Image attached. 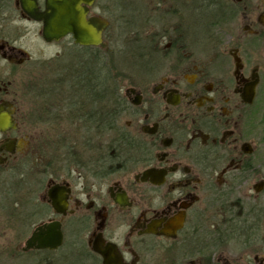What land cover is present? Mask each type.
<instances>
[{
    "label": "flooded vegetation",
    "instance_id": "flooded-vegetation-1",
    "mask_svg": "<svg viewBox=\"0 0 264 264\" xmlns=\"http://www.w3.org/2000/svg\"><path fill=\"white\" fill-rule=\"evenodd\" d=\"M121 1L87 6V20L107 23L93 46L45 41L21 0H0V264H40L49 250L23 248L51 222L63 235L51 254L72 227L98 264L92 248L108 244L124 264H264V179L244 192L264 117V0H233L219 24L202 22L197 0H130L168 9H132L131 33L145 20L160 29L145 31L132 77L111 78L118 108L104 132L103 61L120 41ZM237 8L243 33L230 30ZM10 18L38 26L49 60L8 40Z\"/></svg>",
    "mask_w": 264,
    "mask_h": 264
},
{
    "label": "rangeland",
    "instance_id": "rangeland-1",
    "mask_svg": "<svg viewBox=\"0 0 264 264\" xmlns=\"http://www.w3.org/2000/svg\"><path fill=\"white\" fill-rule=\"evenodd\" d=\"M123 1H125V2H123ZM223 1H226L230 4L233 0H223ZM262 1L263 0H245V4L251 3L254 5H258ZM127 2H128V4H126ZM136 2H138V3L135 5H131V4H129L130 0H122L120 9H122L121 8L122 4H125L124 9H125V13L127 15L129 13L133 12L132 11V9H133L138 14L142 13V16L146 15L147 8L153 9V7H159L161 10L168 9L167 5H165V4L157 5V4H155L154 1H153L154 3H152V4L147 3L145 5L143 3L139 4V1H136ZM234 3L237 4L235 1H233V4ZM234 6H237V5H234ZM238 8H239V5H238ZM237 11H238V15L235 18V20L233 21V25H231L232 27L230 26V30L234 33H243L242 30L244 28V22L241 18V15H239V9ZM112 22H113V24H112ZM112 22H111V27L113 26V29L115 31V28H116L115 23H118V22L114 21V20ZM145 22H144V25H142V27L139 28L142 31L144 30L143 31L144 33L141 32V36L139 38L137 35H134L133 33H131L132 28H130L131 29V30H129L130 32H127L126 35H124V36L122 34V33H124V30L122 29L120 31V30H118L119 28H116L120 33L119 44L117 46H115V49L109 48L104 54L103 68L105 67L104 71L107 69L106 72H108L109 76H117V75L124 76V75H126L129 77H132L131 76L132 71L134 70L135 67H137V63L131 64L130 63V61H131L130 56H125L124 54H126V53H124V52H126L127 50H132L135 46H142V47L145 46L144 39L147 40L146 39L147 34H145V31L147 29L148 30L160 29V25L157 23L153 22V23L147 24L146 20H145ZM6 27L8 28V34H7L8 40L10 42H15L16 45H18L22 49L26 50L29 57H30L31 62L32 61L33 62H40V61L49 60L48 58H50V56L54 53V49L47 48V47L39 45L37 43L38 42V39H37L38 38V36H37L38 26H36L34 24H30L28 22H23L18 18H10L7 21ZM215 34H218L219 36L221 35L219 30H216ZM109 37H110L109 39L113 38L112 31H111ZM221 38H223V37H221ZM138 40H140L142 42V43H140L141 45L140 44L137 45ZM130 41H133L131 47L126 46V45L122 46L125 42L128 43ZM224 41L226 42V36L224 37ZM121 52H123V54ZM121 55L125 56L126 58H124ZM112 56L115 57V67L110 70L108 66H109V61L113 58ZM27 70H28V76H31L33 78L35 75H34V71H32V73H31V70H32L31 66H27L25 71H27ZM123 86H125V84H123ZM263 107H264V105H263ZM257 119H259V117ZM259 127L260 128H258L257 131L254 132L253 138L252 137H251V139L249 138V142H252L253 146L255 147L254 152H252V154L250 155L251 156V163L253 165L255 172L249 173L247 185L244 187V190H245L244 192L249 194V195L254 194L253 190H252L253 185L258 183L260 179H264V117L262 118V124L259 125ZM258 131L262 132V134L259 135ZM248 201L250 202L251 199H249ZM257 203H260V205H264V195H261L257 199ZM246 205L250 206L249 203ZM71 229H72V227H68L67 229H65V232H63V234L66 237L65 243H64V246L61 249H59L57 252L49 255V254L41 251V254H44V255H42V256L40 255V259H42L43 257H49V260H48L49 262L47 261V262H44L42 264H78V262L75 261V259L77 258L76 255L78 254V252L83 251L81 249L82 247L84 248L85 251L88 250L87 246H86L87 236H85L81 232L78 234L75 233L76 236H78V238H79L78 244H81V245L73 244L75 234H73V235L71 234ZM68 248L69 249L73 248L72 250L76 254L74 255L72 252H70L68 250ZM74 249L75 250L77 249V251H74ZM159 258H161L160 254L153 255V259H154L153 262H155V260L159 259ZM150 261H151V259L150 260L148 259L145 263H150Z\"/></svg>",
    "mask_w": 264,
    "mask_h": 264
},
{
    "label": "water",
    "instance_id": "water-1",
    "mask_svg": "<svg viewBox=\"0 0 264 264\" xmlns=\"http://www.w3.org/2000/svg\"><path fill=\"white\" fill-rule=\"evenodd\" d=\"M92 1L46 0L45 10L38 13L33 0H21L22 9L35 21L42 22V37L45 41H56L71 34L76 44L102 46L101 33L107 23L97 19H86L87 6H90ZM234 1L240 2L241 0ZM0 129H2L1 126ZM62 241L60 224L58 222L45 223L33 230L31 236L26 240L23 250L52 251L58 249L62 245ZM92 250L101 257L102 264H124L113 245L108 244L103 249L96 245Z\"/></svg>",
    "mask_w": 264,
    "mask_h": 264
},
{
    "label": "trees",
    "instance_id": "trees-1",
    "mask_svg": "<svg viewBox=\"0 0 264 264\" xmlns=\"http://www.w3.org/2000/svg\"><path fill=\"white\" fill-rule=\"evenodd\" d=\"M197 2L200 5V13H201V17H202V22L205 21L206 24H209L211 22L213 24H219L221 22H225L227 19L233 17L234 14L236 13V9L234 7L230 8V4L226 1H223V0H197ZM132 13L133 12H131L127 15L125 13V10H124V5L122 4V9L119 12L118 16L121 18V22L123 25V26H121V30L122 29L124 30V33H122L123 36L126 35L127 32H130L129 30H130V28H132V27H129V25H128L130 23V20H133ZM113 17L109 18V22H112L113 20L115 21V18H117V17H115V18H113ZM112 24H113V22H112ZM139 37H140V35H138V38ZM132 42L133 41H130L128 43L125 42L122 46L126 45V46L131 47ZM137 42H138L137 45L141 43L140 40H138ZM135 47L132 50H127L126 52H124V53H126V54H124L125 56H130V60H131L130 63L131 64L137 63L139 61V58L143 59L144 52L141 51L143 49V47L142 46H135ZM141 52H143V53H141ZM121 53L123 54V52H121ZM121 56H123V55H121ZM125 56H123V57L126 58ZM108 67L110 70L115 67L114 57L109 61ZM106 70L103 73L104 74L103 75L104 76L103 111H104V122H105V126H104L105 131L104 132H106V130L109 128V126H111L110 121L113 119L115 111L118 108V105H117L118 103L116 101V97L113 96L114 92L111 89V86H112L111 78L113 76H109V74H108V72H106ZM77 245H81V244H77ZM72 249L73 248H70V249L68 248V250L75 255L76 253H74ZM77 249L76 250L74 249V251H77ZM81 249L83 251L78 252V254L76 255L77 258L75 259V261H77L78 264H98L97 260L91 254L90 251H88V250L85 251L83 247ZM44 252L47 254H51V252H49V251H44ZM48 260H49V257H43L41 259L40 263L42 264L44 262H47Z\"/></svg>",
    "mask_w": 264,
    "mask_h": 264
}]
</instances>
